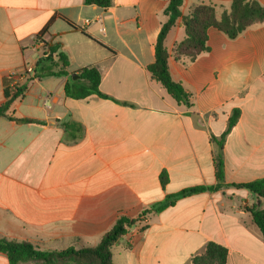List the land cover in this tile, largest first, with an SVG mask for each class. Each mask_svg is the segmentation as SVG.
<instances>
[{
  "label": "crops",
  "instance_id": "obj_1",
  "mask_svg": "<svg viewBox=\"0 0 264 264\" xmlns=\"http://www.w3.org/2000/svg\"><path fill=\"white\" fill-rule=\"evenodd\" d=\"M169 1L112 0L101 8L85 0H0V106L9 74L34 68L18 80L24 94L9 109L34 122L0 117V238L43 251L94 247L120 217L137 219L169 195L217 185L216 141L238 109L223 148L225 186L146 215L115 244L112 259L193 264L214 242L227 248V264H264V239L247 211L258 199L232 186L264 177V21L235 39L210 27L209 51L177 61L182 17L204 4L220 18L232 2L184 0L165 47L173 80L190 94L187 107L147 70ZM46 28L43 39L61 45L69 74L97 67L109 99L68 98V76H35L46 53L36 39ZM69 122L80 130L65 129ZM0 264H8L1 253Z\"/></svg>",
  "mask_w": 264,
  "mask_h": 264
},
{
  "label": "trees",
  "instance_id": "obj_2",
  "mask_svg": "<svg viewBox=\"0 0 264 264\" xmlns=\"http://www.w3.org/2000/svg\"><path fill=\"white\" fill-rule=\"evenodd\" d=\"M184 0H170L164 14L168 20L162 25L155 44V62L147 67L151 77L159 82L167 93L178 103L191 107L190 94L185 91L181 83L173 80L169 71V52L165 47V40L171 28L177 20L182 17L181 6ZM87 5H96L101 8H108L112 0H85ZM230 13L218 18L217 10L214 5H195L192 7L188 16L182 17V25L185 28V39L176 44L173 49L174 58L177 61L184 59L194 61L201 54L209 51L207 44L208 29L215 27L225 33L230 39L237 38L246 29L256 24V21L264 20V6L256 0H232L230 4ZM47 33V28L37 36V43L43 44L46 49V57L41 58L35 69V76L38 78L56 76H68L64 90L68 98L85 99L91 95H98L101 98L110 97L103 94L100 90L101 73L95 66H89L81 69L77 73L69 74V57L61 51L59 43L52 44L43 39ZM77 75V79L72 76ZM24 86L5 90L6 101L0 106V117H7L19 124L34 122L28 119H18L9 114L11 103L17 98L23 96ZM240 117L238 109L233 111L229 119L226 131L217 140L219 147L218 155L215 159L216 179L215 186H197L191 187L181 192L169 195L160 203H157L145 210L137 219L120 217L110 231L101 239L100 243L94 247H84L74 249L73 247L64 250L43 251L31 242L8 240L0 238V253L7 257L8 264H25L27 262H40L41 264H58L57 260L66 263L61 264H114L112 259V249L115 244L124 237L129 230L144 217L152 212L159 213L172 206L176 200L199 194L205 191L219 190L225 186L224 157L223 148L227 135L231 132ZM76 123H65V129L80 130ZM162 186L166 185L167 177L164 173L161 175ZM236 188H245L249 190L258 199V203L251 208H247L253 223L259 228L264 239V177L252 182L232 184ZM228 250L226 247L214 242L207 244L205 251L201 255L193 257V264H227Z\"/></svg>",
  "mask_w": 264,
  "mask_h": 264
},
{
  "label": "built area",
  "instance_id": "obj_3",
  "mask_svg": "<svg viewBox=\"0 0 264 264\" xmlns=\"http://www.w3.org/2000/svg\"><path fill=\"white\" fill-rule=\"evenodd\" d=\"M88 22V21H87ZM43 57H46V53ZM34 72V68L25 67L20 71H13L9 74V86L8 88L13 89L18 86V80L21 79L24 75H28Z\"/></svg>",
  "mask_w": 264,
  "mask_h": 264
},
{
  "label": "rangeland",
  "instance_id": "obj_4",
  "mask_svg": "<svg viewBox=\"0 0 264 264\" xmlns=\"http://www.w3.org/2000/svg\"><path fill=\"white\" fill-rule=\"evenodd\" d=\"M230 11H231V10H230V6H229V7H227L226 9H224L223 15H225V14H229ZM263 21H264V20L256 21V23L263 22ZM2 238H5V237H2ZM35 242H37V241H35ZM36 246L39 247L37 244H36ZM56 262H57L58 264L66 263V262H63V261H61V260H57V259H56ZM25 264H41V263H40V262H27V263H25Z\"/></svg>",
  "mask_w": 264,
  "mask_h": 264
},
{
  "label": "water",
  "instance_id": "obj_5",
  "mask_svg": "<svg viewBox=\"0 0 264 264\" xmlns=\"http://www.w3.org/2000/svg\"><path fill=\"white\" fill-rule=\"evenodd\" d=\"M72 78H73V79H77L78 76H77V75H73Z\"/></svg>",
  "mask_w": 264,
  "mask_h": 264
}]
</instances>
